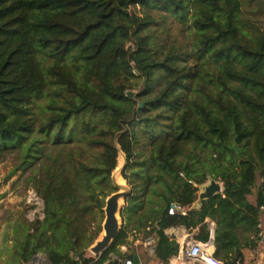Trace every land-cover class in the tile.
I'll list each match as a JSON object with an SVG mask.
<instances>
[{"label": "trees", "instance_id": "trees-1", "mask_svg": "<svg viewBox=\"0 0 264 264\" xmlns=\"http://www.w3.org/2000/svg\"><path fill=\"white\" fill-rule=\"evenodd\" d=\"M121 154L122 226L90 256ZM11 155L43 218L11 227L7 264H121L135 253L119 248L147 236L140 260L168 264L178 244L165 230L205 243L207 220L215 258L244 264L264 207V0H0V158ZM210 180L222 193L198 203Z\"/></svg>", "mask_w": 264, "mask_h": 264}, {"label": "rangeland", "instance_id": "rangeland-1", "mask_svg": "<svg viewBox=\"0 0 264 264\" xmlns=\"http://www.w3.org/2000/svg\"><path fill=\"white\" fill-rule=\"evenodd\" d=\"M16 161L13 156L0 158V238L8 241L11 236V227L18 221L27 220L32 222L38 219L39 210L43 209V203L41 199L36 195L32 188L25 185L23 178L25 173L19 171L13 175H10ZM121 165V159H118V169L114 172L113 179L117 183L121 184L120 180H124L120 173L119 168ZM264 170L258 174L257 183H260L264 177L262 174ZM126 183V181L124 180ZM207 185V184H205ZM222 186V185H221ZM255 192V191H254ZM31 193H34L36 197L41 201L40 206L36 205L31 198ZM250 203H255V196L248 197ZM103 231L98 236V240L101 238ZM142 250V249H141ZM144 251V250H142ZM88 254L92 256L89 252ZM44 257L43 255H37ZM46 258H41V264H44ZM149 264H152L151 262ZM153 264H159L158 261H154Z\"/></svg>", "mask_w": 264, "mask_h": 264}, {"label": "built area", "instance_id": "built-area-1", "mask_svg": "<svg viewBox=\"0 0 264 264\" xmlns=\"http://www.w3.org/2000/svg\"><path fill=\"white\" fill-rule=\"evenodd\" d=\"M221 185V184H220ZM32 201L40 206L41 201L36 197L34 193H31ZM43 209L39 210L40 217L38 218L41 220L43 218ZM187 213V209L181 205L172 203L168 209L169 215L180 214L185 216ZM264 215V207L260 208V216ZM208 223V230H209V239L207 242L203 243L197 241L194 236L188 234L183 241H177L176 239V232L175 229L177 227H170L165 230V235L170 238L174 239L178 244V250L175 255H173L170 259L168 264H224L220 260L216 259L214 256V230H215V223L213 221L207 220ZM259 232L256 236L258 244L256 249H254V254L260 257L259 264H264V231L261 230V225H258ZM188 231V230H186ZM186 243V248L183 249V245ZM136 247H140L144 251H151L155 245V238L153 236H147L145 238L139 237L136 241H134ZM132 244L130 246H121L119 248V252L124 254L127 252L129 248H132ZM212 249L209 252V249ZM112 258H115L112 256ZM116 259V258H115ZM120 261V260H119ZM121 262V261H120ZM121 264H133L131 260H125L121 262Z\"/></svg>", "mask_w": 264, "mask_h": 264}, {"label": "water", "instance_id": "water-1", "mask_svg": "<svg viewBox=\"0 0 264 264\" xmlns=\"http://www.w3.org/2000/svg\"><path fill=\"white\" fill-rule=\"evenodd\" d=\"M129 96H132V93H129ZM142 106L143 104L140 103L139 107ZM120 159H121V165L119 168V173L121 175L126 165V162H125V157L122 154L120 156ZM117 169L118 167L116 168V170ZM114 172L111 177V183L113 188L116 190V192L111 194L105 201V207L103 209L104 220L101 225L103 234L101 235V238L99 240L97 239L93 243V245L88 249V252L94 257H97L102 253H104L105 251H107L113 244L117 235L119 234V231L122 226L120 211L124 206L125 199L131 194V189L129 188L127 183L119 184L116 181H114L113 179ZM221 193H222V186L218 182H215L214 180H210L207 183V185H204L200 188V191L198 193V203H200L203 200L210 199L213 196ZM185 248H186V243L183 245V249ZM41 258L44 257H40L36 255L27 264H38V261H40ZM43 260L45 264H48L47 260L45 259ZM132 262L133 264H140V261L137 256L133 257Z\"/></svg>", "mask_w": 264, "mask_h": 264}, {"label": "crops", "instance_id": "crops-1", "mask_svg": "<svg viewBox=\"0 0 264 264\" xmlns=\"http://www.w3.org/2000/svg\"><path fill=\"white\" fill-rule=\"evenodd\" d=\"M260 225H261V230L264 231V215L263 214L260 216ZM175 232L177 234L176 236L177 241H182L181 240L182 238L184 240L188 234H191V236H194V237H196V234H197L196 230L186 231V229L183 227H177V229H175ZM10 244L11 243L9 241H6V239L3 240L2 238H0V264H7L9 257L6 253V248L9 247ZM132 251L135 253L134 256L138 257L140 264H149L150 262L153 264V262L156 261L154 259H150L148 261L142 262V260H140L138 256V249L136 248L134 244H132ZM253 251L254 249L250 251L249 250L244 251V257H245L244 264H259L260 257L256 256ZM38 264H41L40 261H38Z\"/></svg>", "mask_w": 264, "mask_h": 264}, {"label": "bare ground", "instance_id": "bare-ground-1", "mask_svg": "<svg viewBox=\"0 0 264 264\" xmlns=\"http://www.w3.org/2000/svg\"><path fill=\"white\" fill-rule=\"evenodd\" d=\"M120 182H121V184H124V183H125L124 180H122V179L120 180ZM181 240L183 241V238H182ZM211 250H212V249L210 248V249H209V252H210ZM40 261H42V260H40ZM44 264H45V263H44Z\"/></svg>", "mask_w": 264, "mask_h": 264}]
</instances>
